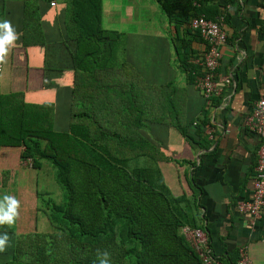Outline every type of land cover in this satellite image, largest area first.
I'll use <instances>...</instances> for the list:
<instances>
[{"label":"crops","instance_id":"obj_1","mask_svg":"<svg viewBox=\"0 0 264 264\" xmlns=\"http://www.w3.org/2000/svg\"><path fill=\"white\" fill-rule=\"evenodd\" d=\"M124 1L103 0V28L117 32L120 38L110 59L106 53L99 54L96 64L89 57V47L80 52L76 42L65 36L62 0L56 7L40 4V31L48 40L46 48L24 47V1L0 0V22L7 20L16 34L3 59L2 92L42 104L41 96L56 85L55 121L65 129L73 111L90 110L88 96L98 95L107 117L122 111L123 103L134 101L145 120L141 134L167 157L156 164L160 181L173 196L185 194L198 200L212 252L228 257L247 245L252 263L264 264V211L253 221L239 211V203L252 194L259 147L247 119L264 97V1L236 0L223 9L230 16L223 25L227 41L216 76L222 90L209 103L196 86L207 44L195 39L189 25L170 21L155 1ZM186 45L197 74L182 65ZM28 65L36 71L30 89V78L25 75ZM226 79L231 83L226 84ZM80 87L83 100L75 95ZM201 126L204 139L198 135Z\"/></svg>","mask_w":264,"mask_h":264},{"label":"trees","instance_id":"obj_2","mask_svg":"<svg viewBox=\"0 0 264 264\" xmlns=\"http://www.w3.org/2000/svg\"><path fill=\"white\" fill-rule=\"evenodd\" d=\"M23 1L24 47L46 48L40 4L50 6V0ZM153 1L179 26H190L200 16L214 21L224 16L229 21L223 9L236 2ZM62 2L67 39L75 41L80 52L89 47V57L96 64L99 54L106 53L110 59L120 35L103 28V0ZM195 36L203 41L199 32ZM186 47H182V65L197 74ZM82 89L75 93L78 100L84 98ZM89 97L90 110L73 111L69 128L58 131L53 105L27 103L21 94H4L0 85V154L4 149L17 150L19 161L32 170L41 169L43 160L49 161L61 187L59 203L51 199L41 203L35 191L39 202L35 209L43 210L56 232H18L15 218L10 225L0 224V234L8 237L0 251V264H205L183 233L185 227L204 231L198 200L185 194L173 196L160 181L156 164L167 157L141 134L145 120L138 105L123 103L122 111L107 117L98 95ZM198 129L204 139L202 126ZM139 158H151L155 164L139 166ZM16 176L17 171L0 170V189L16 187ZM8 196L16 199V192ZM212 259L211 264H237L238 248L228 257L212 253Z\"/></svg>","mask_w":264,"mask_h":264},{"label":"built area","instance_id":"obj_3","mask_svg":"<svg viewBox=\"0 0 264 264\" xmlns=\"http://www.w3.org/2000/svg\"><path fill=\"white\" fill-rule=\"evenodd\" d=\"M58 1L50 0V7H56ZM224 22V16H221L216 21L209 20L205 16H200L190 22V27L194 31L199 32L201 38L207 44L203 58V73L197 76L196 86L203 93L208 103L211 97L220 94L222 90L216 81V76L222 64V47L227 41V34L223 28ZM3 67L2 60L0 61V74L3 71ZM225 83L229 84L231 80L226 79ZM247 125L258 136L259 147L257 150L252 194L248 201L239 203V211L253 221L261 218L264 211V97L256 102L253 112L247 119ZM183 233L192 247L197 251L202 261L205 264H211L213 261V252L205 233L198 229L192 230L189 227H185ZM238 252L239 260L237 264H253L247 245L239 246Z\"/></svg>","mask_w":264,"mask_h":264},{"label":"rangeland","instance_id":"obj_4","mask_svg":"<svg viewBox=\"0 0 264 264\" xmlns=\"http://www.w3.org/2000/svg\"><path fill=\"white\" fill-rule=\"evenodd\" d=\"M124 2L126 3L128 1L125 0ZM139 2H142L143 4V0H139ZM119 12L123 13V10H119ZM112 26L113 28H117V24H113ZM48 60H50V57H48ZM27 69L29 70L28 72H25V75H28L26 78H30L28 83L30 89V86H32L31 77L35 78L34 73H36V71L33 70L35 69V67L32 65H28L26 67V70ZM57 96L59 97L58 87L56 85H53L49 88L48 92L41 97L44 98V104H51L56 107V104L52 101H54L55 97ZM26 97L27 96H25L24 98ZM54 128L58 131H62L66 127L63 124L56 123ZM147 161H149V166H154V164L148 158H139L138 160H136V164H138L139 166L148 167ZM42 164L43 165L41 169L32 170L28 164L19 161V151L13 149H4L0 154V170L9 168L12 171H17V176L15 178L16 187H14L13 189L12 187L0 189V203L3 202L2 198L4 196H8L12 191L16 192V201L18 202V204L16 208L15 222L16 227L18 228V232L22 229L36 230L40 233L46 234L56 232V230L50 225L49 221L47 220L45 214L43 213V210L40 209V211H37L35 209V207L39 206L35 191H38L40 193L41 196L39 197V199L41 203L42 200L49 199L59 203L61 199V187L56 182L55 171L52 165L47 160H43ZM134 165L135 163L131 164V166Z\"/></svg>","mask_w":264,"mask_h":264},{"label":"clouds","instance_id":"obj_5","mask_svg":"<svg viewBox=\"0 0 264 264\" xmlns=\"http://www.w3.org/2000/svg\"><path fill=\"white\" fill-rule=\"evenodd\" d=\"M15 39L16 34L10 23L7 20L0 22V61L3 60L8 51V46L12 45ZM2 201L0 203V224L10 225L16 216L18 202L10 196H4ZM7 241V235L0 234V251L3 250Z\"/></svg>","mask_w":264,"mask_h":264}]
</instances>
